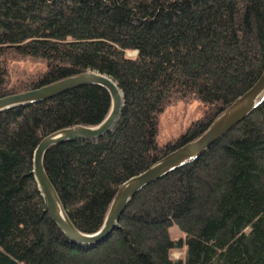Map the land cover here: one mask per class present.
<instances>
[{
	"label": "trees",
	"instance_id": "trees-1",
	"mask_svg": "<svg viewBox=\"0 0 264 264\" xmlns=\"http://www.w3.org/2000/svg\"><path fill=\"white\" fill-rule=\"evenodd\" d=\"M12 61L43 69L12 81ZM263 70L264 0H0V97L86 71L122 94L108 133L43 154L67 217L86 234L123 181L197 137ZM192 100L202 114L159 144V114ZM109 105L102 86L83 84L0 111V264H264V98L198 156L141 187L103 241L64 236L34 179L33 151L55 130L96 125ZM171 225L182 238H170Z\"/></svg>",
	"mask_w": 264,
	"mask_h": 264
},
{
	"label": "water",
	"instance_id": "water-1",
	"mask_svg": "<svg viewBox=\"0 0 264 264\" xmlns=\"http://www.w3.org/2000/svg\"><path fill=\"white\" fill-rule=\"evenodd\" d=\"M83 84H97L107 91L110 105L106 116L93 126L73 125L55 130L44 136L33 151L32 172L44 199L46 210L58 229L62 231L68 240L86 246L100 243L111 233L116 227L127 201L141 187L159 178L168 170L198 156L215 139L223 135L231 126L246 116L264 98L263 70L258 79L228 104L197 137L168 151L145 170L123 181L117 187L99 229L94 233L86 234L76 229L67 217L55 189L45 173L42 158L50 145L78 138L96 139L102 137L113 128L122 107V94L114 80L105 74L94 71L81 72L36 88L1 96L0 111L16 105L44 100Z\"/></svg>",
	"mask_w": 264,
	"mask_h": 264
},
{
	"label": "rangeland",
	"instance_id": "rangeland-1",
	"mask_svg": "<svg viewBox=\"0 0 264 264\" xmlns=\"http://www.w3.org/2000/svg\"><path fill=\"white\" fill-rule=\"evenodd\" d=\"M42 69L43 66L41 63L35 61H12L8 65V71L12 81L25 80L27 76ZM202 110L203 104L197 100L168 106L159 114L156 141L159 144H163L167 140L173 139L183 133L189 123L202 114ZM168 231L170 238L173 240H178L183 237V234L175 225H171ZM184 249L185 247L173 249L169 255L172 259H182L184 256Z\"/></svg>",
	"mask_w": 264,
	"mask_h": 264
}]
</instances>
